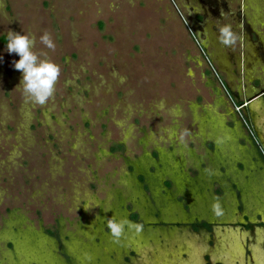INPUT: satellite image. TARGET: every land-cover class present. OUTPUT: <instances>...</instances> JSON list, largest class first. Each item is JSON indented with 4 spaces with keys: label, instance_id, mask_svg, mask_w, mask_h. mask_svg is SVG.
Returning a JSON list of instances; mask_svg holds the SVG:
<instances>
[{
    "label": "rangeland",
    "instance_id": "obj_1",
    "mask_svg": "<svg viewBox=\"0 0 264 264\" xmlns=\"http://www.w3.org/2000/svg\"><path fill=\"white\" fill-rule=\"evenodd\" d=\"M187 1L0 0V264H264V99L237 110ZM9 30L60 66L43 105Z\"/></svg>",
    "mask_w": 264,
    "mask_h": 264
},
{
    "label": "crops",
    "instance_id": "obj_2",
    "mask_svg": "<svg viewBox=\"0 0 264 264\" xmlns=\"http://www.w3.org/2000/svg\"><path fill=\"white\" fill-rule=\"evenodd\" d=\"M191 1L187 3L193 9L192 24L200 29L196 31L201 45L225 78L234 103L245 104L243 108L249 111L257 100L264 99V0H208L205 9ZM225 24L238 37L234 46L219 42V28Z\"/></svg>",
    "mask_w": 264,
    "mask_h": 264
},
{
    "label": "clouds",
    "instance_id": "obj_3",
    "mask_svg": "<svg viewBox=\"0 0 264 264\" xmlns=\"http://www.w3.org/2000/svg\"><path fill=\"white\" fill-rule=\"evenodd\" d=\"M218 39L223 45L231 47L237 43L238 37L232 30V26L225 24L219 28ZM40 42L48 49H55V43L47 32L40 37ZM34 45L35 38L30 35L10 30L7 33L5 50L9 55L15 54L19 57L18 60L13 61L14 69L21 73L18 86L22 87L28 100L34 104L43 105L54 94L55 84L60 76V66L48 59L46 53L37 55L33 51ZM2 59L0 56V60ZM180 140L183 142V134H181ZM212 210L217 216L222 214L218 202L212 205ZM106 227L116 242H119L126 232L140 234L143 231V224L133 222L126 217L117 218L115 215L107 219Z\"/></svg>",
    "mask_w": 264,
    "mask_h": 264
},
{
    "label": "trees",
    "instance_id": "obj_4",
    "mask_svg": "<svg viewBox=\"0 0 264 264\" xmlns=\"http://www.w3.org/2000/svg\"><path fill=\"white\" fill-rule=\"evenodd\" d=\"M239 105H242V104H239ZM209 146H210V148H213L214 149V145L212 144V143H210L209 144ZM140 179L144 182V175H143V173H140ZM233 187H235L234 186V184H233ZM233 189H235V188H233ZM221 190H220V188L218 189V193L220 192ZM133 218L134 219H137L138 218V216H136V215H133ZM203 225L204 226H206V227H209V225L207 224V223H203ZM53 234V233H52Z\"/></svg>",
    "mask_w": 264,
    "mask_h": 264
},
{
    "label": "flooded vegetation",
    "instance_id": "obj_5",
    "mask_svg": "<svg viewBox=\"0 0 264 264\" xmlns=\"http://www.w3.org/2000/svg\"><path fill=\"white\" fill-rule=\"evenodd\" d=\"M192 1L199 4L202 7V9H205V5L207 4L208 0H192ZM173 2L176 3L175 0H173Z\"/></svg>",
    "mask_w": 264,
    "mask_h": 264
},
{
    "label": "built area",
    "instance_id": "obj_6",
    "mask_svg": "<svg viewBox=\"0 0 264 264\" xmlns=\"http://www.w3.org/2000/svg\"><path fill=\"white\" fill-rule=\"evenodd\" d=\"M227 90V89H226ZM227 92H228V90H227ZM235 106L237 107V110L239 111L241 108H242V105H237V104H235ZM248 126V125H247ZM252 134H253V132H252Z\"/></svg>",
    "mask_w": 264,
    "mask_h": 264
}]
</instances>
